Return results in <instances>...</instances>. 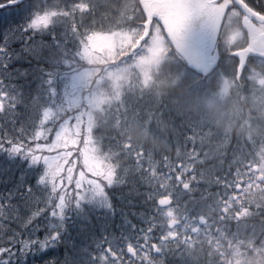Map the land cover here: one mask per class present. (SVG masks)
Returning a JSON list of instances; mask_svg holds the SVG:
<instances>
[{
    "label": "snow or ice",
    "instance_id": "6c2138e0",
    "mask_svg": "<svg viewBox=\"0 0 264 264\" xmlns=\"http://www.w3.org/2000/svg\"><path fill=\"white\" fill-rule=\"evenodd\" d=\"M254 2L264 8V0ZM177 7L171 0H156L153 14L144 15L149 35L155 30L174 39L180 65L199 83H211L229 70L239 79L240 66L230 69L231 60L221 59L203 17L177 12ZM88 10L80 0L51 10L47 0H0V264H95L98 257L90 248L100 253V260L125 250L130 259L149 249L159 253L165 229L174 221L164 220L173 215L170 197L155 189L163 190V181L173 174L180 181L191 172L194 182H203L212 173L202 169L198 181L194 165H173L167 157L165 172L158 161L145 159L142 149L118 141L116 151L110 147L102 155L90 129L85 134L68 107V77L49 66L56 63L54 49L67 51L69 43L77 50L85 46L88 36L79 35L75 16L79 12L83 19ZM258 16L264 17V11ZM57 17L73 23L66 26ZM153 115L145 113L149 123ZM188 129L201 132L196 125ZM209 155L205 152L201 159L194 150L191 158L205 164ZM139 184L149 190L141 192ZM132 197H143L145 207L121 212L119 235L110 224L101 226L99 238L88 232L94 213H100L97 219L104 214L114 219L116 201L134 208Z\"/></svg>",
    "mask_w": 264,
    "mask_h": 264
},
{
    "label": "trees",
    "instance_id": "16d2710c",
    "mask_svg": "<svg viewBox=\"0 0 264 264\" xmlns=\"http://www.w3.org/2000/svg\"><path fill=\"white\" fill-rule=\"evenodd\" d=\"M68 1L47 0V7L50 10L63 9L69 6ZM80 1L89 10L82 14L83 19L79 12L75 16V23L80 26L79 35L89 36L108 30L101 18L113 21L107 19L100 4L97 1H91L92 5L88 0ZM55 19H63L66 26L73 23L72 18ZM166 44L168 54L152 71L150 80L145 84L130 81L121 88L115 100L111 98L115 91L111 81L105 78L96 85L95 76H103L104 68L109 63L118 67L128 61L138 50L127 58L124 54L130 47H124L120 49L121 56L118 59H107L108 63L97 66L98 71L91 82L93 89L101 91L106 99L101 108L91 113V135L97 139L102 155L110 147L116 151L118 141L120 144H130L133 150L142 149L145 159L158 161L165 172L167 169L163 163L167 157L173 165H194L198 181L201 180L202 169H212V173L206 174L203 182H194L191 172L180 181L173 174L172 179L163 181V190L159 187L155 189L159 195L170 197L169 210L173 215L165 216L164 220L166 223L169 219L174 221L170 228L165 229L168 234L161 243L159 253L149 249L130 259L125 250L123 255L116 258L108 254L104 260H100L98 251L94 248L88 251L97 255L95 264H141V261L143 264H264L263 106L258 105L256 108L244 98L250 89L242 75L239 80L236 79L235 72L229 93L217 99V81L199 83L192 79L183 70L168 41ZM80 49L69 43L67 51L53 50L56 63L49 67L53 72L59 71L68 77L69 92L72 90V76L88 64L81 58ZM230 50L226 51V56L235 63ZM219 52L222 59L225 51L219 47ZM88 88L83 89L82 95H77L74 102L68 97L71 114L78 118L85 134L88 125L84 94H89L91 88ZM211 93L215 94V98L212 97L216 101L215 106L207 102ZM179 101L185 105L182 112L176 110ZM137 111L140 115L136 114ZM149 111L154 113L151 123L145 117ZM229 111L235 113L234 118L229 117ZM189 125H196L201 132L198 130L194 134L188 129ZM165 127L167 138L163 140L159 135ZM193 136L194 141L188 139ZM194 150L200 153L201 159L208 152L209 163L200 164L193 160L191 156ZM185 184L190 186L185 188ZM138 186L141 192L149 190L144 184ZM132 199L134 208L116 201L117 214L114 219L106 214L103 219H97L100 213H94L88 232L95 233L99 238L101 226L110 224L111 230L119 235L117 226L122 223L121 212L127 210L131 214L145 207L140 203L143 197ZM130 218L140 224L135 217L130 215ZM79 251L82 256L87 255L83 249Z\"/></svg>",
    "mask_w": 264,
    "mask_h": 264
},
{
    "label": "rangeland",
    "instance_id": "374dc122",
    "mask_svg": "<svg viewBox=\"0 0 264 264\" xmlns=\"http://www.w3.org/2000/svg\"><path fill=\"white\" fill-rule=\"evenodd\" d=\"M91 1H97L102 7H100L101 11L107 16V19L113 22L101 18V21L104 22V26L107 25L106 27L109 29L104 32L87 35L88 38L85 40V46L82 47L79 52L81 58L86 60L88 64L72 76V90L69 96V100L72 102L76 100L77 95L79 97L82 95L81 92L83 89H89L88 87L91 88L89 94L87 92L84 94L85 104H87L85 118L87 120L88 130L93 126L92 111L101 108L106 99L101 91L93 89L91 78L97 73L98 65L103 62L108 63L107 59H118V57L121 56L120 49L130 47L134 43L135 35L138 37L141 33V26L138 27L137 24L140 21L137 20H139L138 18H140V20L142 19L140 14H138V8L134 5L135 0H88L90 5H92ZM76 2L77 0H73V2L70 0L68 1V5L75 4ZM131 4L134 6L133 9ZM147 38L148 39L141 44L139 50L132 57L128 58V61L118 65V67L113 63H109L104 68L103 76H95L97 78L95 79L96 85L105 78L111 81V86H113L115 90L111 95L113 100L117 99L121 93V88L130 83V81H139L140 84L147 83L150 80L152 71L168 54L169 49L166 46L167 44L165 43L163 34L153 30L151 35ZM234 41L235 40L232 39L230 43L233 44ZM222 49L225 51L222 60L230 59L226 56V51L230 49ZM232 52L233 51L230 50V54H232ZM230 60V69H235L236 64L232 59ZM262 69L263 67L260 64L253 62L243 71L242 78L250 89V92L244 95V98L250 101L251 105L253 104L256 108H258V105L263 106L264 110V83H261V81H264V76L261 75ZM232 78H234V71L232 70L215 78L217 81L216 83H218V90L216 92L217 99L220 100L222 96L229 93L230 88L233 86ZM208 97L210 98L208 99ZM208 97H205L208 99L207 102L215 106L216 101L214 99L212 100V97L215 98V94L211 93ZM176 106V110L179 112H182L185 107L184 103L181 101L177 102ZM229 117L234 118L235 113L229 111ZM165 130L166 127L163 133L159 135L163 140L167 138V132ZM87 134L88 132L86 135Z\"/></svg>",
    "mask_w": 264,
    "mask_h": 264
},
{
    "label": "water",
    "instance_id": "95a60500",
    "mask_svg": "<svg viewBox=\"0 0 264 264\" xmlns=\"http://www.w3.org/2000/svg\"><path fill=\"white\" fill-rule=\"evenodd\" d=\"M236 5L239 6L241 10L247 12L249 10L246 6H244L240 0L237 3V0H233ZM171 2L178 7L175 9L177 12L188 13V14H199L203 17L202 22L206 25L208 33L217 41V37L219 35V29L221 26L224 8L221 6L214 7L211 0H171ZM138 3L145 15L147 13L149 16L153 14V10L156 5V0H138ZM247 8V9H246ZM251 11V10H249ZM243 23V22H242ZM244 29L247 31L249 36V41L246 46L243 48H239L233 50L232 53H236L234 56L237 59V65L240 66L241 72L246 65L247 58L249 56H263L264 57V44L258 40L256 37L255 31L248 25L243 23ZM149 36V27L147 24L143 22V30L141 35L136 39L135 43L130 47L129 51L125 54L131 55L135 50L140 48L141 44L146 40L145 37ZM175 53H178V45L175 44L174 39H168ZM237 67V66H236ZM236 77V73H235ZM237 79V78H236ZM239 80V79H237Z\"/></svg>",
    "mask_w": 264,
    "mask_h": 264
},
{
    "label": "flooded vegetation",
    "instance_id": "af4514ba",
    "mask_svg": "<svg viewBox=\"0 0 264 264\" xmlns=\"http://www.w3.org/2000/svg\"><path fill=\"white\" fill-rule=\"evenodd\" d=\"M240 2L251 11L247 10V12H244L243 10L239 8L238 5L234 3L233 0H220L219 5L213 2L211 3L213 4L214 7L221 6V8H224L222 22L220 23L221 26L219 29V35L216 41L218 48L219 47L228 48V49L232 48V51H233V49H239V48H243L244 46H246L249 41V36H248L247 31L243 27V23L248 24L255 31L256 37L258 38V40L264 44V17L258 16V12L264 11V8H258L254 0H240ZM229 4L231 6L226 8L225 6ZM134 5L135 7L138 8V14H140V16L142 17L141 20L140 18L137 17L139 19L137 21H140L139 23L135 21L138 24V27L141 26L140 28L142 31L143 22H144V13L138 3V0H135ZM131 6L133 9L134 6L132 4ZM253 9H255V11ZM232 39L235 40L233 44L230 43ZM164 40H165V43L167 41L169 43V40L165 39V37H164ZM262 53H264V50ZM219 55H220V52H219ZM234 60H235V64L237 65V59L235 58ZM253 62L260 64L263 67L261 75L264 76V57L263 56H249L247 58V63H246L244 70L249 65H251Z\"/></svg>",
    "mask_w": 264,
    "mask_h": 264
}]
</instances>
